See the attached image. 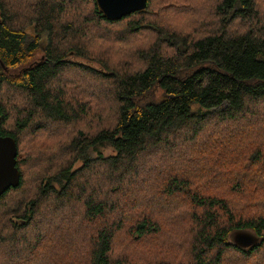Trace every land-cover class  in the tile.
<instances>
[{
	"label": "trees",
	"instance_id": "1",
	"mask_svg": "<svg viewBox=\"0 0 264 264\" xmlns=\"http://www.w3.org/2000/svg\"><path fill=\"white\" fill-rule=\"evenodd\" d=\"M192 2L158 0L152 15L148 0L144 11L111 21L96 0H0V135L16 140L21 172L20 185L2 195L0 204L12 195L21 197L25 200L22 219L26 217L38 229L41 217H53L43 213L46 203L52 210L63 211L73 205L76 228L73 222H65V227L68 233L81 236L63 241L68 239L64 244L69 251L84 253L81 264H124L111 255L119 234L127 233L133 240L156 237L166 228V219L181 208H189L193 225L189 264H221L229 249L264 264V118L253 107L264 102V22H255L259 0H220L216 17L221 27L216 34L194 30L201 27L206 6L195 18L196 25L187 24L185 14H198ZM81 3L83 8L76 9ZM174 18L182 23L174 27L170 22ZM239 22L247 25L246 31L226 32ZM118 27H125L127 35L122 50L113 44ZM89 30L97 36L95 49L90 47L95 57L110 55L107 62H97L101 70L72 60L95 58L77 39ZM44 40L43 59L38 62L35 57ZM68 72L66 84L62 77ZM9 94L31 110L27 117L16 110L14 120L1 98ZM89 116L99 125L80 129L69 144L59 145L61 152L56 149L61 157L56 155L52 143L62 137L50 136L47 126L70 131ZM247 120L258 124L246 133L252 145L246 144L234 159L226 160L229 152L221 162L210 159L219 153L207 146L212 136ZM29 130L47 140L36 145L39 153L31 155V170L38 177L45 176L34 196L20 194L26 181L19 165L20 137ZM180 137L186 146L203 142V159L212 160L216 168L203 165L195 155L191 160L187 156L176 160L175 144ZM103 148H111L113 154L105 156ZM169 152L170 164L158 161ZM146 157L162 164L163 170L157 186L143 192L138 166ZM77 162L82 164L74 168ZM129 176L133 177L125 180ZM237 184L239 190L233 191ZM9 206V216H13L18 207ZM16 215L21 216V211ZM235 231H250L259 241L242 250L231 243ZM28 238L0 235V264L15 252L11 246L22 239L27 244ZM34 238L39 246L43 238ZM41 248L40 258L47 246Z\"/></svg>",
	"mask_w": 264,
	"mask_h": 264
},
{
	"label": "rangeland",
	"instance_id": "2",
	"mask_svg": "<svg viewBox=\"0 0 264 264\" xmlns=\"http://www.w3.org/2000/svg\"><path fill=\"white\" fill-rule=\"evenodd\" d=\"M193 1L192 3L196 6L195 11L198 12L197 15H191L189 12L185 15H188L186 18L187 24H191L190 27L193 25H196L194 23L195 18L197 19L198 15L203 11L205 8V16L201 20V27L199 29H194L196 34H198L200 31H203L204 33H212L216 34L218 33V29L221 27L220 19L216 17V5L220 0H188ZM152 6L150 12L152 15H154L156 11V4L158 0H151ZM259 6H258V12L259 17L255 22H264V0H259ZM84 4L81 3L80 5H75L76 9L83 8ZM90 7V6H89ZM192 8V7H190ZM202 8V9H201ZM88 10H90L88 8ZM203 14V13H202ZM170 22L175 26L182 23V19H171ZM157 26H161V24L157 21H154ZM90 27H93V25L90 24ZM247 25L244 22H239L236 24L235 29L230 26L227 27L226 32L230 35H234L236 31H246ZM96 29V28H95ZM119 32H113L114 37V45H117L118 48L122 50V47H124L127 43L123 42L122 39L126 37L124 30L125 27H118L115 28V31ZM168 30V29H166ZM236 30V31H235ZM173 31V30H172ZM31 32V31H29ZM94 30H89L88 33H83L82 36H77V39H80L87 50L89 51V54L91 57H95V54L92 52L91 48L94 50L95 45L97 41V36L93 34ZM175 32V31H174ZM109 33V32H108ZM177 33V32H175ZM179 34V33H177ZM186 34V35H185ZM192 34L182 33V36H187ZM236 35V34H235ZM75 41H73L74 43ZM47 44V41L44 40L43 44L41 46V49L37 52L35 60L38 62L43 59V48L45 49V46ZM152 45V42H148V47ZM164 47L168 46L166 44L162 45ZM144 48V47H143ZM148 50V49H145ZM95 52V51H94ZM96 53V52H95ZM97 54V53H96ZM109 54H97V56L94 59H83V58H76L73 57L72 60L75 63H78V65H81L82 67L88 68V69H95V70H101L97 62L102 59L104 62L108 61ZM75 73V71H72ZM70 72L65 73L62 77V79L67 84L68 82V75ZM157 90V89H156ZM68 97V96H67ZM2 100L4 99V103L6 104L8 110L12 113L14 120L17 119V112L16 110L22 114L23 117H27L29 111H31L29 108L25 110L20 104L13 98L12 94H9L7 96L1 97ZM11 100L13 103H15V106H12L9 104L8 100ZM255 110L259 109L261 117L264 118V112H261V108L264 109V102L260 103L258 105L253 106ZM111 117V115H110ZM99 125L98 120L94 119L92 116H89L88 118H85L82 120L79 124L74 125L70 127L69 130H65L66 128H63L60 130V127L55 126H47L46 131L48 127L51 130L52 133H58L59 136L62 138L58 141L55 140L54 143H52V151L55 152L58 148V151L61 152V149L59 145H63V143H70L76 136H78V131L80 129H84L85 131L89 129H94L96 126ZM236 126V125H235ZM255 126H258L257 121H251L247 120L242 124L240 127H237L234 129L233 127H230L229 131L224 130L225 133H218L217 135H213L210 139L207 146L215 151H218V154H215L214 157H210L212 160L222 161L224 156L227 152V157H229L226 160L234 159L240 151L244 149V146L252 145L251 141H246V133L248 130L254 128ZM14 126H12L11 129ZM221 130V127H218ZM257 131L252 132L253 134H256ZM39 134V133H38ZM38 134H35L32 130L25 131L20 137V148L22 150L21 154V164L24 174H25V186L22 189L21 193L22 195L27 196H34V194L37 192L38 185L42 184L43 181H45V176L42 175L41 177L37 176L38 172H35L34 170H31L30 166L32 165L31 161V155L36 151L35 147L36 145H41L39 143L41 142H47L44 138L38 136ZM223 134V135H222ZM226 135V136H224ZM209 136V134L207 135ZM53 141V140H52ZM186 141H183V139L180 137L175 144V159L176 160H182L186 156L189 157L191 160L192 157L195 155V157L200 158V160L204 163H202L205 166H209L212 168H216L215 164L211 160L210 162L207 159L205 162L204 158V152L205 150L204 146H201L200 142H196V145L190 144V146H186ZM257 143V142H256ZM186 146V147H185ZM247 151V150H244ZM102 152L105 156L113 154V150L111 148H103ZM39 153V152H38ZM56 155L61 157L59 154L55 152ZM212 154V153H211ZM93 156H97L98 154L93 152ZM171 156L170 152L166 154H162L161 158L158 161H162L163 164L167 162V164H170L169 158ZM42 161V159H41ZM145 162H147L145 164ZM194 159V163H195ZM36 164V163H35ZM82 163H76L74 168H79ZM162 164H158L155 161H152L151 158H145L142 163L138 166V170L140 172L139 178L142 180L140 182L141 190L146 192L150 188V186H157L158 184V176L159 172L163 170ZM44 168V165L40 167V170ZM39 170V171H40ZM133 176H129L125 180H129ZM39 183V184H37ZM239 190L238 184L234 186L233 191ZM142 191L139 190V197H143L144 194H142ZM36 199V198H35ZM33 198V200H35ZM24 201L21 197H18L16 195L9 196L5 203L0 204V235L3 237H9V235H13L14 237H30L26 241L22 239L20 242L15 243L11 249V251L15 250L14 253L10 254V256L4 257L3 260H1V264H81L79 260L83 259L84 253L80 250H72L69 251L66 248L67 240L63 239L65 237H80L77 232L72 233L69 231L67 232V228L65 227V222L72 223L73 228H76V224L78 222V215L75 207L71 205V207H68L65 211L63 209H57L52 210L53 208L49 203H46L43 206V213L45 214H53V217L44 215L41 217L42 225L40 229L34 228V225L29 224V220L25 217H23V213H25V206ZM20 203L23 204V206H20ZM18 207L17 209L12 211L13 216H9L7 205ZM179 205H183V203H179ZM9 206V207H10ZM19 211H21V216L16 215ZM63 211V212H62ZM30 213H27V217ZM171 216V215H170ZM74 217V218H73ZM190 218V210L189 208H181L177 213H175L173 216L169 217L166 222V228L165 225L162 229V233H159L156 235V237H149L146 240H133L130 235L127 233L119 234L115 238V243L113 247L112 252V259L118 260L123 262L124 264H151V263H160V264H189V259L191 256V250L192 246L194 244V234L190 233V230H193V225L189 223ZM55 222V227L54 223ZM16 227H14L13 225ZM32 226V227H31ZM71 226V228H72ZM90 227V226H89ZM58 229V233L56 235L55 231ZM90 229V228H89ZM166 229V230H165ZM195 229V227H194ZM66 231V232H65ZM250 232V231H247ZM252 233V232H250ZM56 236H53V235ZM254 234V233H252ZM34 237H42L44 239L41 240V244L37 246L34 242ZM50 237H61L59 239L54 240L52 243L49 244L51 241L49 240ZM231 241H232V235ZM49 245V246H48ZM47 246V248H46ZM41 247L46 248L45 255L40 258L41 256L37 255L40 254ZM179 248V250H178ZM56 249V250H55ZM26 250L27 253H23L22 251ZM39 250V251H38ZM55 250V251H54ZM21 252V253H19ZM182 254L177 259H173L176 255ZM21 255V258L18 260V256ZM214 256V255H213ZM221 264H256V259L251 258L247 256L246 254H243L242 252L235 251L234 249H229L227 253L225 254V257L222 260Z\"/></svg>",
	"mask_w": 264,
	"mask_h": 264
},
{
	"label": "water",
	"instance_id": "3",
	"mask_svg": "<svg viewBox=\"0 0 264 264\" xmlns=\"http://www.w3.org/2000/svg\"><path fill=\"white\" fill-rule=\"evenodd\" d=\"M104 15L111 21H121L123 18L144 11L148 0H96ZM18 148L12 137L0 135V197L11 188H17L21 181L18 164ZM231 243L242 250H248L256 245L259 238L247 231H235Z\"/></svg>",
	"mask_w": 264,
	"mask_h": 264
}]
</instances>
